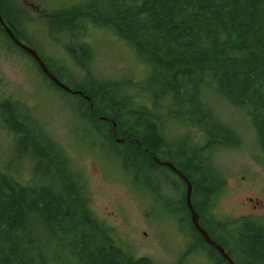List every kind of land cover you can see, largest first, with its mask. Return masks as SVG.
<instances>
[{"label":"trees","instance_id":"obj_1","mask_svg":"<svg viewBox=\"0 0 264 264\" xmlns=\"http://www.w3.org/2000/svg\"><path fill=\"white\" fill-rule=\"evenodd\" d=\"M0 8L9 18L3 0ZM59 12L81 22L77 23L83 25L81 30L89 22L112 30L148 66L149 75L140 86L142 91L134 93L128 91L125 80L93 77L87 69L91 49L77 29L73 42L62 43L74 66L70 72L29 43L60 82L81 94L56 86L34 61L36 73L74 103L77 116L114 147L119 159L139 175L146 172L150 181L153 175L156 182H163L156 186L158 197H165L164 186L175 190L177 181L151 154L173 163L191 181V202L206 231L236 264H264L263 222L251 215L226 221L210 214L213 198L225 183L211 162L210 150L237 145L239 139L202 97L211 90L247 109L264 159V0H105L100 6L86 1L81 6L60 7ZM0 30L6 44L25 56ZM22 104L13 97L1 103L0 125L24 150L21 157L31 163V181L21 182L4 163L0 166V264H152L149 258H136L120 246L111 229L92 214L82 173ZM165 104L164 114L201 130L203 143L185 138L187 147L173 146L158 113ZM120 138L121 142L115 140ZM146 184L151 196V185ZM183 195L181 191L173 198L171 212L187 228L189 246H200V236L182 216ZM203 250L213 264H224L214 249Z\"/></svg>","mask_w":264,"mask_h":264},{"label":"rangeland","instance_id":"obj_2","mask_svg":"<svg viewBox=\"0 0 264 264\" xmlns=\"http://www.w3.org/2000/svg\"><path fill=\"white\" fill-rule=\"evenodd\" d=\"M86 1L100 6L105 0H3V3L20 41L36 44L47 59L70 72L74 66L62 43L73 42L76 29L81 30L83 25H77L81 22L73 18L62 17L59 8L81 6ZM56 14H60L61 21L58 16L55 18ZM81 31L80 39L91 49L87 69L93 77L125 80L128 91L141 92L149 68L135 57L128 44L95 22H89ZM3 36L0 30V121L3 122L1 103L5 98H16L29 107L28 113L60 143L74 168L82 173L92 214L111 229L116 242L134 257H147L152 264H213L205 250L189 246L184 228L170 214L173 198L181 191L184 194V184L174 178L176 189L164 186L165 197H158L156 186H162L163 182H156L153 175L150 181L146 172L139 175L131 164L119 159L114 147L90 123L77 116L74 103L50 88L36 73L32 61L6 44ZM202 97L239 139L237 145H218L210 150L211 162L225 182L213 198L210 214L226 221L251 215L264 223V203H255L264 199V159L254 119L247 109L230 104L211 90H205ZM166 109L167 104L159 107V118L165 136L176 149L187 147L188 140L203 143L201 130L169 119L164 114ZM23 154L20 143L11 141L8 131L0 125V166L4 163L10 174L27 183L31 181V163L23 160ZM146 182L151 185V196ZM185 216L188 219L187 213Z\"/></svg>","mask_w":264,"mask_h":264},{"label":"water","instance_id":"obj_3","mask_svg":"<svg viewBox=\"0 0 264 264\" xmlns=\"http://www.w3.org/2000/svg\"><path fill=\"white\" fill-rule=\"evenodd\" d=\"M1 8H0V25L3 28V30L5 31V33L9 36V38L11 39V41L18 46L19 48H21L23 51H25L27 54H29L37 63V65L39 66L40 70L42 71V73L44 74L45 77H47L50 81H52L56 86L60 87L61 89L68 91V92H72V93H78L81 94L80 91L78 90H71L69 89L66 85H64L62 82H60L46 67V65L44 64V62L42 61V59L39 57V55L37 54V52L30 47L29 45L21 42L12 32L11 28L4 22L2 15H1ZM84 98L86 100H89L88 96H84ZM89 106L92 107L91 102H89ZM102 119H107L106 117H101ZM109 120V119H108ZM114 122L112 121V126H111V132L112 135L115 138V133H114ZM118 142H121L123 139H115ZM153 161H155L157 164L166 166L167 168H169L173 173H175L184 183H185V193H184V200H185V204L186 207L189 211V215H190V221L193 225V227L197 230V232L202 236V238L204 239V241L209 244L211 247H213L218 253L219 255L225 260V262L227 264H236L235 261L229 256V254L224 250V248L218 244L216 241H214L213 239H211V237L208 235V233L206 232V230L200 225L199 223V218H198V214L194 209V206L191 202V192H192V184L191 181L179 170L177 169L170 161L168 160H161L158 157H156L154 154H151Z\"/></svg>","mask_w":264,"mask_h":264},{"label":"flooded vegetation","instance_id":"obj_4","mask_svg":"<svg viewBox=\"0 0 264 264\" xmlns=\"http://www.w3.org/2000/svg\"><path fill=\"white\" fill-rule=\"evenodd\" d=\"M2 15V18H3V20H4V22L12 29V31L14 32V33H16L15 31V29H14V27H13V25L11 24V22H10V20H9V18H7L6 16H4V14H1ZM0 27H1V25H0ZM1 29H3L2 27H1ZM30 47H32L35 51H36V49L33 47V46H31V45H29ZM37 52V51H36ZM30 61H32V62H34L35 60L29 55V54H27L26 53V55H25ZM40 57V56H39ZM162 160V159H161ZM173 164V163H172ZM160 165V164H159ZM174 165V164H173ZM161 166H163V165H161ZM175 166V165H174ZM164 167H166V166H164ZM176 167V166H175ZM177 168V167H176ZM169 171H168V173L171 175V176H173L175 179H178V181H180V182H182L183 184H184V193H185V183L175 174V173H173L169 168H167ZM178 169V168H177ZM181 171V170H180ZM183 173V172H182ZM184 196V195H183ZM184 199V198H183ZM259 202H261V203H264V199H262V200H257L255 203L256 204H259ZM264 206V205H263ZM195 209V208H194ZM195 211H196V209H195ZM197 212V211H196ZM188 214V221L190 222V224H191V226H192V228L196 231V233L200 236V240H199V244H200V246H195V244H194V247H198V248H207V249H209V248H212V249H214L213 247H211L209 244H207L205 241H204V239L202 238V236L197 232V230L193 227V225H192V223H191V221H190V215H189V211H188V209H187V207H186V204H185V200H184V205H183V211H182V216L186 219V216H185V214ZM170 214H172V215H174L175 216V219L177 220V222L180 224V221H179V217H176L178 214L177 213H172V212H170ZM198 214V213H197ZM213 216V215H212ZM214 218H215V216H213ZM198 218H199V214H198ZM200 223V222H199ZM181 225V224H180ZM200 225H201V223H200ZM182 226V225H181ZM202 226V225H201ZM203 227V226H202ZM204 228V227H203ZM205 229V228H204ZM206 230V229H205ZM182 231L183 232H185V234H186V237H187V242L189 243V245L191 244V240H190V237H189V235H188V231H187V228L185 227L184 229H182ZM207 232V231H206ZM208 233V232H207ZM208 235L211 237V239H213L214 241H216L218 244H219V242L216 240V239H214L209 233H208ZM215 250V249H214ZM225 250V249H224ZM216 251V250H215ZM202 252V251H201ZM217 252V251H216ZM217 254L219 255V253L217 252ZM220 256V255H219ZM221 257V256H220ZM222 258V257H221ZM222 260L224 261V264H227L226 262H225V260L222 258ZM218 264V263H217Z\"/></svg>","mask_w":264,"mask_h":264}]
</instances>
